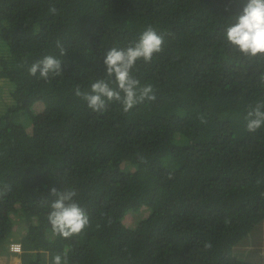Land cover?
Returning a JSON list of instances; mask_svg holds the SVG:
<instances>
[{
    "label": "trees",
    "instance_id": "trees-1",
    "mask_svg": "<svg viewBox=\"0 0 264 264\" xmlns=\"http://www.w3.org/2000/svg\"><path fill=\"white\" fill-rule=\"evenodd\" d=\"M243 4L0 0V255L17 230L21 264H264V126L246 127L264 58L224 36ZM149 25L162 51L132 75L156 99L90 109L76 88L90 92L107 51ZM46 55L61 75H30ZM53 187L76 190L90 221L79 235L52 236Z\"/></svg>",
    "mask_w": 264,
    "mask_h": 264
},
{
    "label": "clouds",
    "instance_id": "clouds-1",
    "mask_svg": "<svg viewBox=\"0 0 264 264\" xmlns=\"http://www.w3.org/2000/svg\"><path fill=\"white\" fill-rule=\"evenodd\" d=\"M53 13L56 11L53 6L50 8ZM224 36L227 43L233 46L240 54L249 58H264V0H244L241 11L234 16L226 26ZM164 44L163 35L159 34L151 25L147 26L140 34L137 41L126 48L112 47L107 51L103 63L106 66V77L97 79L91 84L90 92H82L79 87L75 95L82 97L87 106L95 112H104L112 102H119L123 111L127 112L138 103L144 100L154 101L156 99L151 84L140 85V81L132 75L138 60L145 63L151 62L153 55L162 51ZM57 46L60 47L59 42ZM61 55L65 50L60 47ZM29 74L39 76L45 80L50 77L61 75V61L51 55L34 62L28 69ZM261 85L264 86V74L260 77ZM114 84L115 87L111 85ZM247 130L255 132L264 126V102L250 106L247 112ZM10 191V186L5 185L0 189V196ZM51 193L56 197L50 204V211L47 215L51 225L52 236H60L68 239L79 235L90 223L89 216L84 208L75 199L77 193L74 188L58 191L55 187ZM13 243H20L12 240L8 245L10 253L20 254L17 246ZM210 248V242L205 243ZM66 253L64 258L66 259ZM21 260L19 263L20 264ZM54 264H62V256L55 255Z\"/></svg>",
    "mask_w": 264,
    "mask_h": 264
},
{
    "label": "rangeland",
    "instance_id": "rangeland-1",
    "mask_svg": "<svg viewBox=\"0 0 264 264\" xmlns=\"http://www.w3.org/2000/svg\"><path fill=\"white\" fill-rule=\"evenodd\" d=\"M0 42L4 44L5 47V51L7 50L6 48V44L4 43L3 40L0 39ZM124 223L128 224V225H134L135 221H136V214L135 213H131L128 214L124 217ZM12 237L14 239H19L20 237V233L17 230H14V232L12 233ZM11 254V256H10ZM7 253L6 255H0V264H16L19 263V261L21 260L19 253L18 254H13V253ZM264 255V253H263ZM264 257V256H263ZM21 264V262H20Z\"/></svg>",
    "mask_w": 264,
    "mask_h": 264
},
{
    "label": "built area",
    "instance_id": "built-area-1",
    "mask_svg": "<svg viewBox=\"0 0 264 264\" xmlns=\"http://www.w3.org/2000/svg\"><path fill=\"white\" fill-rule=\"evenodd\" d=\"M12 246H17V247L19 248V251H20V249H21L20 243H13V244L11 245V248H12Z\"/></svg>",
    "mask_w": 264,
    "mask_h": 264
}]
</instances>
